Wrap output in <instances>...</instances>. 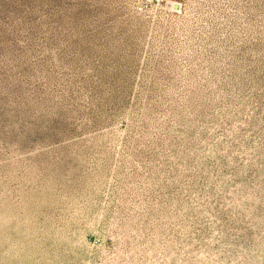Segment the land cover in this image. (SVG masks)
Returning <instances> with one entry per match:
<instances>
[{"label":"rangeland","instance_id":"1","mask_svg":"<svg viewBox=\"0 0 264 264\" xmlns=\"http://www.w3.org/2000/svg\"><path fill=\"white\" fill-rule=\"evenodd\" d=\"M0 264H264V0H0Z\"/></svg>","mask_w":264,"mask_h":264}]
</instances>
